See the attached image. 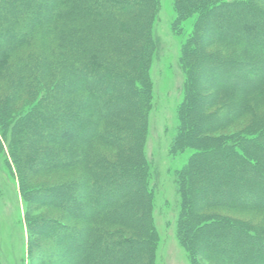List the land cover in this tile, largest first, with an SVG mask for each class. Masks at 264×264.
I'll return each instance as SVG.
<instances>
[{
    "label": "trees",
    "instance_id": "16d2710c",
    "mask_svg": "<svg viewBox=\"0 0 264 264\" xmlns=\"http://www.w3.org/2000/svg\"><path fill=\"white\" fill-rule=\"evenodd\" d=\"M247 1L236 14L244 17L245 12H252L264 18L263 10L261 12L251 5V0ZM158 4L159 0H0V153L14 163L21 192H34L39 186L55 204H65L70 208L73 219L88 221L93 228L92 257L85 259L83 252L89 250L84 242L87 230L68 226L61 221H45L47 232L54 234L55 243L51 245L50 252L55 261L65 264H134V251L140 256L144 253L145 248L138 247L141 244L130 239L126 232L110 229V222H117L121 219L120 215L123 217L126 212L129 214L132 211L133 215L134 211L140 210L144 213L152 205L151 195L145 186L149 167L144 154V132L151 104L149 71L156 50L153 27ZM218 5L232 7L234 4L217 0H175L178 23L194 15L197 17L182 54V65L188 81L183 118L185 133L178 141L180 146L192 149L194 153L180 174L188 176V191L194 193L197 200L208 198L221 205L223 202L219 201L227 197L229 204V194L233 193L231 195L241 199L231 202L232 207L242 208L248 204L247 207L263 209L256 203L264 201V197L259 199L251 189H232V192L228 190L229 194H224L221 188H217L222 178L216 171L211 181L217 188L214 189L217 197L202 194V189L211 187L205 181L200 183V187L196 185L202 162L204 164L203 160L212 152L208 144L218 148L241 147L247 161L245 164L249 163L254 169V163H259L258 154L254 150L251 152L248 146H253L254 142L259 146V141L264 138V67H249L254 73L252 79L258 81V87L247 77L244 78L246 83L237 86L229 81L245 74L247 63L238 66L239 76H233L231 72L221 74V61L209 60L204 48L208 19ZM126 31L135 34L123 36ZM135 41L137 44L130 48ZM238 41L227 46L239 50L240 54L264 53V37L253 40L250 47L245 41L241 45ZM205 68L213 72L217 89L221 93L231 92L234 97L227 104L224 103L225 98L222 99L223 95H219L215 103L193 118V109H189L192 103L190 88L203 80ZM250 71L247 75H250ZM193 76L194 84L191 81ZM24 93L31 96L32 103V108L26 113H22L19 107ZM129 96L132 103L128 101ZM66 103L67 109L60 107ZM128 105H132L134 111L126 114L129 116L132 112L138 117L132 126L131 143L123 139V129L115 127L113 133L103 126L105 120L117 116L121 109L129 110ZM39 109H43V115H38ZM188 110L191 111L189 114ZM218 114H226L228 119L217 128L235 125L245 118L248 123L230 137H212L214 142L211 143L209 131L214 129L196 130L198 127L194 119L200 123L202 120L211 122ZM24 134L33 142L28 148L32 153L28 152L30 154L26 157L21 155L20 146V138ZM119 139L124 140L125 145L133 146L129 154L132 156V170L129 172L125 169L127 174L122 171L118 174L114 171L110 174L101 172L103 166L112 167L119 163L118 155L104 149L117 147L113 141ZM227 140L234 141L235 146ZM130 145L126 148L129 149ZM250 158H253L252 161ZM222 168L224 172L225 167ZM230 176L232 171H225V177ZM130 180L135 181L134 185ZM132 186L136 192L131 191ZM132 192L136 193L138 208L132 210L127 205L126 212L120 215L108 210L111 196L121 198ZM190 196L193 199V195ZM83 199L88 202L81 204ZM197 205L193 203L194 208ZM94 210H97L96 214ZM246 226L251 228V224ZM140 230L146 239L144 245L148 244L146 251L150 250V255L147 252L143 256V264H152L158 237L150 213L149 219L138 225ZM60 241L62 246L59 245ZM120 242L122 248L119 249L117 243ZM209 246H212V242L205 244L203 239L195 243L197 252H204ZM254 246L242 256L243 261L247 264L259 261V264H264V253L258 252L264 247V242L255 243ZM70 251H73V255L69 254Z\"/></svg>",
    "mask_w": 264,
    "mask_h": 264
},
{
    "label": "rangeland",
    "instance_id": "374dc122",
    "mask_svg": "<svg viewBox=\"0 0 264 264\" xmlns=\"http://www.w3.org/2000/svg\"><path fill=\"white\" fill-rule=\"evenodd\" d=\"M217 1H222L224 4L225 2H232L234 5L232 7L218 5L217 10L209 16L204 48L206 53L209 54V57L207 56L209 60L221 61V74L225 75L231 72L234 73L233 76H239L240 69L238 66L247 63L245 68L247 72L237 78L233 77L229 81L237 86H242V83H246L245 77L250 80L254 78L252 76L254 73L249 70L251 69L249 67L255 65L264 67V53L243 52V54H240L238 53L239 50L233 49L227 44H235L238 39L240 45L242 41H245L247 46H253V40L264 37V18L256 16L252 12H245L244 17L236 14V11L242 10V7L246 5L247 0ZM249 3L258 7L261 12L263 10L264 13V0H251ZM158 5V13L153 27V40L156 44V50L149 71L151 104L146 116V129L144 132V154L149 167V175L145 186L151 195L152 205L151 209H146L144 213L136 210L133 215L131 214L132 211L127 214L125 210L127 205L132 210L138 208L134 186H132L131 191L134 192L131 195L121 198L111 196L108 210L115 212L117 215L123 212L126 213L123 217L120 215L121 219L117 222H110V229L126 232L130 239L137 244H141L138 247L145 248L141 256L140 253L137 254V251H134L133 255H136L134 264L145 263L143 256H146L147 252L150 255V250L146 251L148 244L144 245L146 239L142 235V230L138 231V225L149 219V213L152 215L158 237L152 264H247L243 261L242 256L248 253L247 250L251 251L252 248H255V243L264 242V208H250L247 207L248 204L242 208L232 207L230 203L241 198L229 193L232 192V189H240V191L251 189L255 191V195L259 199L264 197V138L259 141L261 142L259 146L255 142V144H252L255 145L254 147L248 146L251 152L254 150L258 154L259 163H254V169L249 166V163L245 164L247 161L241 153L242 148L235 146L234 141L227 140L229 144L232 143L235 146L232 149L218 148L216 145L213 147V145L208 144V149L211 148L210 151L212 152L207 154V158L203 160L204 164L202 162L198 173L199 182L196 185L200 187V183L203 181L210 185L211 187L207 186L204 189L205 191L202 189V194L206 193L207 196L218 194L216 190L221 188L224 194L231 196L229 204L227 203V197H225L226 199L222 198L219 202L223 203L219 205L208 198H203V200L198 198L197 200L196 195L190 190L188 191V176L180 174V171L187 166L194 151L184 149L183 146H180V142L178 143L180 137L183 138L185 133V120L183 118L185 116L186 84L188 81L182 65V54L183 48L193 32L197 17L194 15L183 23H178L175 0H159ZM140 9L142 11L143 6ZM1 24L2 21H0V27ZM130 34L134 35L135 33L126 31L123 36H129ZM136 44V41L132 42L130 48H133ZM249 71L250 75H247ZM212 74L213 72L210 69L205 68L203 80L201 82L200 80L197 81V84L194 76L192 77L191 81L195 85L190 88L192 103L189 109H193V118L200 116L205 108H209L215 103L219 95H223L222 99L225 98L226 101H223L227 104L234 97L231 92L224 91L221 93L217 89L216 79ZM253 81L255 87H258V81ZM129 87L126 91L127 94ZM26 93H24L19 103L22 113H26L32 108L31 96L26 95ZM128 101L133 102L131 96H129ZM67 104L60 105V107L64 106L67 109ZM131 106L128 105L129 110L121 109L117 116L111 117L112 119L105 120V123H103V126L109 132H113L116 129L115 127L119 130L123 129L125 133L123 139L129 140L130 143L133 138L132 126L138 118L136 117L137 114L134 115L133 113L132 115V112L129 116L126 114L130 110L134 111V107ZM136 109L138 110V107ZM190 112L188 110V114ZM43 113L42 109L38 112V115H43ZM227 119L226 114H218L211 122H203L202 120L200 123L196 121L197 119H194V124L198 127H195L196 130H210L213 128L214 130L209 131V142L213 143L214 139L212 137L217 139L219 137H230L241 131L248 123L245 118L235 125L223 129L217 128L223 125ZM196 136H199V134ZM1 137L2 134L0 133ZM20 139L21 155L26 157L32 153V150L28 148L31 147L33 142L25 134ZM221 140L223 141V139ZM122 141L124 140H114L113 143L117 147L104 148L108 152L118 155L120 161L115 165L112 164V167L103 166L104 169L101 172L110 174L114 171L115 174H118L122 171L125 174V169L129 172L132 170V156L129 154H131L133 146L128 144L130 147L127 149L128 145H125L126 143ZM28 152L30 153L28 154ZM127 157L128 159H126ZM250 159L252 161L253 158ZM223 166L226 172L232 171L231 178L225 177ZM215 171L222 178L221 185L217 188H214L213 181H211ZM130 181L134 185L135 181ZM21 190V183L14 163L11 159L7 160L0 153V264H65V262L55 261L56 258L51 257V245L55 243L53 241L54 234L47 232L46 226L44 227V224L46 225L49 220L61 221L68 226H76L87 230L84 242L86 249L89 250L84 251L83 255L85 259L92 257L93 239L91 232L93 228L88 221L73 219L69 213L70 208H67L65 204H55L52 199L46 196L47 193L44 190L39 189V186L36 189L37 191L34 192H21ZM191 194L193 199L190 196ZM82 202L81 204H84L88 201L83 199ZM193 203H198L196 208L193 207ZM256 205L264 207V201H259ZM96 207H98V203ZM94 213L96 214L97 210H94ZM100 220L101 218H99ZM246 223L251 224V228H248ZM30 225L31 231H29ZM200 239H203L205 244L212 242V246L206 248L204 252H197L195 243ZM121 244V242L117 243V248H122ZM59 245L62 246L61 241ZM217 245L221 249L216 247ZM133 249L135 250V248ZM258 252L264 253V247ZM69 254L73 255V251H70ZM259 262L255 264H259Z\"/></svg>",
    "mask_w": 264,
    "mask_h": 264
}]
</instances>
